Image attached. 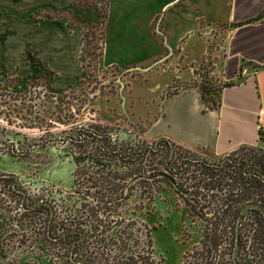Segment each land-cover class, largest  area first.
Masks as SVG:
<instances>
[{
    "label": "rangeland",
    "instance_id": "obj_1",
    "mask_svg": "<svg viewBox=\"0 0 264 264\" xmlns=\"http://www.w3.org/2000/svg\"><path fill=\"white\" fill-rule=\"evenodd\" d=\"M34 1L45 6L51 0ZM166 1L170 4L159 9ZM193 3L107 0L106 8H102L98 0H80L62 14L70 25L81 30L80 69L74 54L76 37L67 43L35 40V49L44 54L38 59L49 61L57 74L54 80L41 61H34L35 75L23 80L5 79L0 69V264H78L68 259L70 238H44L49 220L47 207L21 209V196L10 191L13 180L3 179L4 174L15 178L25 206L42 202L51 207V234L57 236L77 222L84 231H90L84 234L72 258L100 264H231L233 209L242 206L243 201H231L233 207L223 214L217 209L236 179L234 186L244 190L245 179L240 176L243 159L250 158V169H257L252 164L254 158L264 156V145L236 150L229 154L235 161L223 164L225 157H209L198 150L187 152L178 147L171 151L162 143L155 144L158 138L144 136L153 119L163 114L166 121L159 118L148 135L176 131V99L168 98L165 104L160 101L166 85V95L179 89L176 77L186 79L189 67L195 74L190 82L217 84L210 53L212 33L204 23L197 30L190 13ZM204 4L201 1L199 7ZM140 10L144 12L143 22L146 15H156L142 34L136 33V38L128 41L121 39L116 29L131 19L132 12ZM165 36L171 49L165 47ZM80 127L106 131L111 136L110 145L122 152L134 155L145 149L134 165L110 162V176L116 171L118 177L114 182L117 192L126 197L112 204L111 214L103 217L104 225L95 232L87 208L96 206L94 194L100 190L102 180L97 171L106 160L95 148L98 141L90 136L84 137L81 146L66 139L74 137ZM183 153L223 165L210 174L188 160L180 169ZM167 157L169 167L183 174H171L164 164ZM133 168L141 175L151 170L161 175L153 180H131L125 173ZM205 173L208 175L203 179ZM193 191L201 193L194 200L187 193ZM260 192L264 194L251 187L244 194L261 200ZM189 206L201 207L205 219L191 214ZM244 217L241 241L245 245L236 252L235 259L239 263L245 257L247 264H264L262 219L253 212ZM13 224L18 229L12 228ZM100 229L106 231L98 233ZM207 237H216L215 249H211Z\"/></svg>",
    "mask_w": 264,
    "mask_h": 264
},
{
    "label": "crops",
    "instance_id": "obj_2",
    "mask_svg": "<svg viewBox=\"0 0 264 264\" xmlns=\"http://www.w3.org/2000/svg\"><path fill=\"white\" fill-rule=\"evenodd\" d=\"M73 1L51 0L41 6L34 0H0V69L5 79L23 80L35 75L34 61L40 62L38 57L44 55L35 49L37 38L51 44L53 41L67 43L69 38L76 37L74 54L80 69L81 30L70 25L67 17L62 15ZM192 1L190 13L197 23V30L202 29L204 23L212 33L210 53L218 74L216 83L228 85L219 92L218 107L205 113L200 111L195 87L166 95V85L160 102L165 104L168 98L176 99V131L148 135L150 127L159 118L166 121L163 114L153 119L144 136L167 138L176 145L201 151L209 157H223L240 146H256L257 129H264V0ZM201 1L205 2L204 9L199 7ZM167 2L170 1L164 2L159 9L166 8L170 4ZM143 14L141 10L132 12L131 19L125 20L120 30L116 29L121 39L128 41L136 38V33L146 31L156 13L146 15L144 22ZM217 17L221 18L218 20ZM165 40V47L171 49L166 36ZM43 60V68L54 80L55 70L51 69L48 60ZM188 69L186 79L175 76L177 83L194 79L192 67Z\"/></svg>",
    "mask_w": 264,
    "mask_h": 264
},
{
    "label": "trees",
    "instance_id": "obj_3",
    "mask_svg": "<svg viewBox=\"0 0 264 264\" xmlns=\"http://www.w3.org/2000/svg\"><path fill=\"white\" fill-rule=\"evenodd\" d=\"M97 1V0H95ZM80 0H74L69 6L68 9L70 8V6L79 3ZM99 3H102L101 7L102 8H106L107 6V0H98ZM100 7V8H101ZM264 11V10H263ZM105 15V10L100 14L101 19H103ZM261 15V14H260ZM47 17H50L49 14H46ZM102 22V20H99V25ZM262 67H264V64L262 65ZM227 83H223V84H215L214 86H202V85H195L194 82H183V83H177L176 87H179V89H185L187 87H195L197 93H198V101L200 104V111L202 113H205L207 111L216 109L219 105V92L222 89V87L227 86ZM178 89V90H179ZM176 92H173L172 94H174ZM75 132V136L74 137H70V136H66L68 141H73L74 143H76L78 146H81L83 143V141H85V136H90L91 138L97 140V146L95 147L96 150L99 152H97L99 155L102 156L103 160H106V162L103 163H99L100 166L98 168V173L101 176L102 180L100 181L101 185H100V190L96 191L97 195L94 194V196H96V206L95 207H90L87 208L88 211V215H90L92 217V219L94 220V224L92 225V232L97 231V229L99 228V226L104 225L103 224V217L104 218H108V216L111 214L112 212V204L114 202H118L119 200H121L122 198H124V196L126 197V194L123 195V190L120 192H117V184H114V182L118 179L117 175H116V171H113V175L110 176V165H111V161H121L123 163L126 164H136L137 162L140 161V158L142 156V154L145 152V149H143L141 152H136L134 155H131L130 153H126V152H122L119 148H115L114 146L110 145V143L112 142L111 140V136L110 134H108L106 131H102V132H96L94 130H89L88 128H83L80 127L79 129L76 128ZM166 145L169 149H171V151H173L172 149L174 147H178V148H182L184 150H186L188 152L187 148H183L179 145H176L175 143H173L172 141H170L167 138H163L160 137L158 138V140L155 142V144L160 145V144ZM257 143L258 144H262L264 145V129L262 128H258L257 129ZM247 148H253L250 146H240L238 147L236 150H245ZM236 150L230 152V153H234ZM229 153V154H230ZM227 154L226 156H223V159L225 157V161L224 162H234L235 160L232 161V157ZM168 157L165 160V166L166 168L171 172V174L173 175H181L183 174L181 172V168L183 166L184 162H187L188 160H194L196 163H198L199 165L202 166V168H205L206 170H208V172L211 174L213 171H216V169H219L222 167L223 164L220 163H214V162H210L205 160L204 158H197V157H193L190 156L189 154H182L179 157V170L177 171H173L169 165L167 164L168 162ZM108 160V161H107ZM244 160V164L241 168L240 171V176H242L243 179H245L243 181V185L244 186V190L238 189L236 186H234L236 183H238V180L236 179V181H234V183L231 185V188L229 189V193L225 194L220 206L217 209V213L223 214L224 212H228L232 206V203H230L231 201H243L242 202V206H237L236 208L233 209V214L235 215V221L237 220L238 216H239V211L240 209L246 205V204H256L260 207L261 210L257 209V208H250L248 210H246L241 217H244L247 213L249 212H253L254 215H259L260 218L263 220V216H264V194H262L261 192V200L255 199V198H247L248 195L244 194L245 190L248 191L251 189V187H253L254 191H263L264 193V156H258L255 160V163H253L252 165H257L258 168L257 169H250L249 163L248 161H250V158L246 157ZM226 164V163H225ZM115 170V169H114ZM136 168H133L132 171H127L125 174V176H130L131 180L133 179H137V178H144V179H152L156 177V175H161V172H158L157 170H151L147 175H141L138 174V172H134L136 171ZM206 175H208V173L204 175L203 179H205ZM3 179H11L13 180L12 184L10 185V191L12 193H15L19 196H21V201H19L18 205L21 209L26 210V211H30V210H35L38 209L42 206L47 207L48 210V215H49V220L45 226V230H44V238L46 239H50V238H56V239H62V238H70L69 241V248H68V259L73 262V263H78V264H100L99 262H91L88 260H84V259H77V258H72L73 254L77 251L78 246L81 244L82 239L84 238V234L87 232H90L89 230H83V228H80V222H77L75 224V226L69 228V229H63L61 232H59L57 234V236H55L54 234H51L53 231V226L50 224V221L52 220L53 217V211L51 209L50 206L44 205L42 204V202H36L34 204L31 205H26L24 204V195L22 193V191L20 189H18L16 187L15 184V178L11 175V174H4L2 175ZM171 177V176H170ZM228 185V184H226ZM235 187V188H234ZM185 191V190H184ZM188 196H190L191 199H196L199 197V194H201L199 192V194L195 191L193 192H187ZM252 196V193H251ZM257 196V195H256ZM201 197V196H200ZM242 199V200H241ZM225 203V204H224ZM84 206V205H83ZM190 207V206H189ZM190 213L197 216L198 218H203L205 219V213L201 212V207H190ZM69 216V215H68ZM67 216V218H68ZM77 221H79L78 217ZM261 220V221H262ZM234 221V223H235ZM109 222V220H108ZM12 228H16L18 229V226L13 224L11 225ZM20 227V226H19ZM106 229H100V231L98 233H103L105 232ZM115 232H117V230L115 229ZM238 232V246H237V251H239V246H240V233ZM260 236H261V240L264 241V227L262 229V231L260 232ZM234 236H235V228H234ZM233 236V244H232V249H234V244H235V238ZM206 237V236H203ZM207 242L210 243L211 245V249H215V247L217 246V240L216 237H207L206 238ZM261 241V242H262ZM204 240L202 241V244L204 246ZM206 247V245H205ZM103 251V250H101ZM208 251H210V248L208 249ZM236 251V252H237ZM233 253V250H232ZM236 256V255H235ZM213 263V262H212ZM238 263L237 261L234 262L232 260V255H231V264H235ZM203 264H209V262H203Z\"/></svg>",
    "mask_w": 264,
    "mask_h": 264
},
{
    "label": "water",
    "instance_id": "obj_4",
    "mask_svg": "<svg viewBox=\"0 0 264 264\" xmlns=\"http://www.w3.org/2000/svg\"><path fill=\"white\" fill-rule=\"evenodd\" d=\"M250 208H257V209L261 210L260 207H259L258 205L253 204V203H250V204H246V205H244V206L240 209V211H239V216H238V218H237V220H236V225L238 224V221H239L241 215H242L246 210H248V209H250ZM234 238H235V239H234V240H235V244H234V249H233V253H232V260H233L234 262H236L235 255H236L237 246H238V243H237V240H238V232H237V228H236V230H235V236H234ZM235 264H237V263H235Z\"/></svg>",
    "mask_w": 264,
    "mask_h": 264
},
{
    "label": "flooded vegetation",
    "instance_id": "obj_5",
    "mask_svg": "<svg viewBox=\"0 0 264 264\" xmlns=\"http://www.w3.org/2000/svg\"><path fill=\"white\" fill-rule=\"evenodd\" d=\"M263 180H264V178H263ZM261 223L264 226V216H263V220L261 221ZM234 228H235V230L237 228V231H239V233H240V239H241L242 233H243V231H245V217H240L237 225H236V221H235ZM259 244L261 245V242ZM244 245L245 244L243 243V241L240 240L239 249H241L242 247H244ZM259 250H261V248H259ZM262 250H264V249H262ZM242 260H239V263H237V264H247V262L245 261V257Z\"/></svg>",
    "mask_w": 264,
    "mask_h": 264
}]
</instances>
